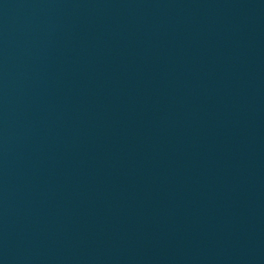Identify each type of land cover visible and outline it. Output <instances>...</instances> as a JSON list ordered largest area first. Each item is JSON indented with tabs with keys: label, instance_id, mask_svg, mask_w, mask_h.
<instances>
[{
	"label": "water",
	"instance_id": "1",
	"mask_svg": "<svg viewBox=\"0 0 264 264\" xmlns=\"http://www.w3.org/2000/svg\"><path fill=\"white\" fill-rule=\"evenodd\" d=\"M0 264H264V0H0Z\"/></svg>",
	"mask_w": 264,
	"mask_h": 264
}]
</instances>
